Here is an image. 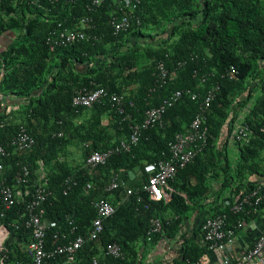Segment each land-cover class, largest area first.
Wrapping results in <instances>:
<instances>
[{"label":"trees","instance_id":"trees-1","mask_svg":"<svg viewBox=\"0 0 264 264\" xmlns=\"http://www.w3.org/2000/svg\"><path fill=\"white\" fill-rule=\"evenodd\" d=\"M91 1L2 0L0 41L5 47L0 53V70L5 73L0 92L5 98H0V121L5 125L0 126V140L9 155L0 172V183L3 179L12 183L21 165L28 164L34 190L33 184L40 176L39 161H43L52 192L44 203L45 220L50 223L48 249L89 232L97 215L95 200L108 198L114 204L115 213L105 220L100 237L86 242L76 260L66 264H90L94 256L100 264H141L145 255L143 242L147 241L153 216L163 219L164 236L176 239L180 245V253L172 263L163 264H191L209 253L207 246L196 243L197 236L202 237L201 223L207 216L227 212L229 226H233L238 220L257 217L264 208L263 200L250 214L233 213L226 204L233 202L240 189L253 185L246 172L260 173L255 159L264 148V0H142L136 12L141 24L118 34L110 25L112 1H104L90 14L87 4ZM89 14L100 40L77 42L54 51L49 48L46 38L51 27L58 22L78 26L80 19ZM151 29L158 32L147 31ZM138 45L145 47L141 54L144 64L136 55ZM160 60L175 74L156 87L155 72ZM231 66L237 70L235 77H222ZM205 73L213 74L206 82L202 80ZM254 74L259 75L251 80ZM92 82L110 92L125 94L126 107L137 122L148 108L159 105L176 90L204 94L213 85H220L207 115L206 124L212 134L209 145L171 181L175 191L169 202L150 200L145 191L124 200L123 188L112 194L104 189L115 172L127 173L165 158L175 135L188 129L199 102L184 93L167 110L164 127L144 130L131 151L115 153L105 164L89 169L86 157L92 150L107 149L129 134L128 123L122 121L123 116L107 98L91 108L73 106L75 91L91 87ZM258 91L260 94L244 117L253 135L249 142L238 143L241 154L234 169L227 153L229 134L239 109ZM9 104L20 106L12 112L11 120L6 113ZM87 115L84 122H75ZM104 115L109 116L107 125L103 124ZM21 124L36 138L34 148L28 152H18L10 143ZM59 132L63 135L58 136ZM73 141L84 151L80 167H71L59 157ZM69 176L75 183L64 193V180ZM214 181L221 183L215 192L211 190ZM24 208L23 203L16 204L3 220L9 224L18 219ZM69 217L76 225L73 234ZM186 225L190 228L184 230ZM10 229L7 263L25 264L29 260L25 248L31 232L23 225ZM160 237L154 235L153 242ZM111 242L122 246V258L105 253V246ZM64 260L65 256H58L50 264H63Z\"/></svg>","mask_w":264,"mask_h":264},{"label":"built area","instance_id":"built-area-1","mask_svg":"<svg viewBox=\"0 0 264 264\" xmlns=\"http://www.w3.org/2000/svg\"><path fill=\"white\" fill-rule=\"evenodd\" d=\"M38 2L39 0H34ZM55 2L56 0H51ZM107 0H92L87 4V9L91 13L98 10L102 3ZM110 25L115 34L130 30L135 24L140 25L141 19L136 12L139 10L142 0H111ZM2 0H0V7ZM83 16L78 26H64L58 22L51 27L47 34L46 42L49 48L54 51L58 47L73 45L77 42H96L101 36L94 30L96 24L92 15ZM94 29V30H93ZM2 52V51H1ZM0 52V53H1ZM184 62H179L183 65ZM5 71L0 70V80ZM237 70L234 66L225 71L222 77L234 78ZM163 60L157 64L156 87L165 84L168 78L173 76ZM211 75L205 73L202 80L206 82ZM220 90V85L215 84L209 88L206 93L201 94L191 89H179L166 97L159 105L148 108L141 121L135 120L133 112L127 109L126 95L123 93L110 92L106 87L92 82V86H82L78 88L72 98V104L75 107L91 108L96 103H101L106 98L111 103L113 109L122 115V121L128 123L129 134L127 138L114 142L107 149L92 150L86 157V166L94 169L99 165L105 164L111 155L121 151L129 152L140 141L144 130L151 127H164L165 114L167 110L177 103L184 93L190 94L191 98L199 102L198 111L191 121L188 129L175 135L173 142L170 144L168 155L156 162H148L143 167H137L127 173L123 171L115 172L109 184L105 187L106 193L112 194L115 190L123 188L125 190L124 200L130 195L145 191L148 193L150 200L169 202L172 193L175 191L171 181L175 179L178 172L185 168L194 158L204 152L209 145L212 134L206 124L207 115L212 103ZM0 98L5 96L0 92ZM130 106H134L130 102ZM20 109L19 105L9 104L6 113L8 119L13 118L12 112ZM5 121H0V126H4ZM261 130L264 132V123ZM62 136L63 132L57 133ZM253 135L249 123L244 118H237L229 134V141L236 143L249 142ZM11 145L18 152H28L36 144V138L29 132L28 128L21 124L19 129L11 139ZM89 146V143L85 144ZM9 155L6 145L0 140V172L5 169V158ZM41 164L40 176L38 181L33 184L34 190H31L30 177L31 169L28 164L21 165L20 169L14 176L12 183L3 179L0 183V264H9V241L12 237L10 227L19 228L23 225L31 232V239L26 245V252L29 260L25 264H50V260L58 256H65L63 264L76 260L79 250L88 241L97 240L104 230V222L107 218L115 213L116 207L108 198H100L93 202L97 215L93 220L92 227L86 234H79L65 243L57 244L48 249L46 246V235L49 224L45 220L44 203L49 199L52 192L48 189V179L44 172L43 161ZM135 180V185H134ZM75 183L74 179L69 176L64 180V193L72 188ZM264 200V177L256 178L253 185L240 189L232 203L227 201L230 211L233 213L250 214L252 209H257ZM23 203L25 208L19 218L6 224L3 218L7 215L16 204ZM170 215L168 214V217ZM166 217V219H170ZM229 214L222 212L213 216H207L201 223V240L207 246L209 252L223 253L237 239V231L241 229L245 220L229 226ZM69 223L72 225L71 233H75V221L69 217ZM160 234L158 241L153 242L154 235ZM146 243H163L168 240L164 236L163 219L160 216H153L150 220L149 228L146 232ZM105 253L114 258L124 256L122 246L117 242L108 243L105 246ZM264 260V233L259 234L254 245L247 249L240 257L233 260L231 254L225 252L222 264H248L255 261ZM22 264V263H12ZM90 264H100L99 258L94 256Z\"/></svg>","mask_w":264,"mask_h":264},{"label":"crops","instance_id":"crops-1","mask_svg":"<svg viewBox=\"0 0 264 264\" xmlns=\"http://www.w3.org/2000/svg\"><path fill=\"white\" fill-rule=\"evenodd\" d=\"M4 47L5 46L3 41H0V52L4 50ZM256 97L257 95L255 94V96L251 98L250 101L245 106L239 109L237 118H244L246 116V114L252 108L256 100ZM12 105H17V104H12ZM87 117L88 115L83 117L82 116L78 117L75 119V122L76 123L84 122V120ZM108 123H109V116L104 115L103 124L107 125ZM76 143L78 142L73 141L72 143H70L67 149H65L67 152H65L64 154H60L59 156L61 160H66L71 167H75L77 166V164H79L78 160L77 163V161L71 160L68 157L70 151L69 148ZM227 153L231 162V166L232 168L235 169L241 154L239 144L233 141H229L227 145ZM255 161L260 165V173L246 172L249 182H254L256 178L264 177V148L260 150L259 155L255 159ZM220 187H221L220 181H214L212 183L211 190L215 192ZM220 202L221 201H218V203ZM209 208H211V206H208V209ZM169 215H171L170 212ZM187 228H190V225H186L184 230H186ZM261 233H264V208L262 209L260 215H258L257 217L245 220L244 226L237 231V239L233 244H231L227 249H225L226 250L225 252L231 254L233 260H236L247 249H249L250 247H252V245H254L256 237ZM177 237L178 238L180 237V233L177 235ZM196 243L200 247L204 246V243L202 242L199 236H197ZM179 249H180V245L177 243L176 239H168L165 244L161 242H159L158 244L152 242L146 243L143 247V252L145 255L143 262L141 264H163L165 262L169 263L179 255L180 253ZM225 252L223 253L209 252L208 254H205L200 260L193 262L191 264H222V260ZM248 264H264V260L255 261Z\"/></svg>","mask_w":264,"mask_h":264},{"label":"rangeland","instance_id":"rangeland-1","mask_svg":"<svg viewBox=\"0 0 264 264\" xmlns=\"http://www.w3.org/2000/svg\"><path fill=\"white\" fill-rule=\"evenodd\" d=\"M149 31L150 33L152 34H155L157 33L158 31L155 30V29H151V30H147ZM145 51V47L142 46V45H138L136 47V55L140 58V62L141 64H144V61H143V58L141 57V54H143ZM128 73V72H126ZM259 74H254L251 78L254 79L256 77H258ZM258 79V78H257ZM260 94V91L257 92L256 95H259ZM69 154H68V157L71 159V160H74V161H79V164H77V166L79 165V167L83 164V154H84V151H83V148L81 147V145L79 143H76V144H73L70 148H69ZM73 151V152H72ZM67 152V151H66ZM82 158V160H81ZM81 160V161H80ZM77 161V163H78ZM76 166V167H77Z\"/></svg>","mask_w":264,"mask_h":264}]
</instances>
